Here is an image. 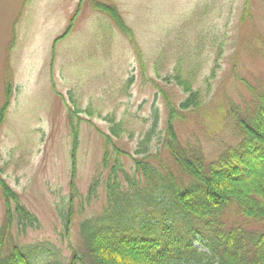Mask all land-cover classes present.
Listing matches in <instances>:
<instances>
[{
	"label": "rangeland",
	"instance_id": "374dc122",
	"mask_svg": "<svg viewBox=\"0 0 264 264\" xmlns=\"http://www.w3.org/2000/svg\"><path fill=\"white\" fill-rule=\"evenodd\" d=\"M177 68L203 95L198 109L175 120L178 135L215 159L236 141L231 102L243 106L251 88L264 86V0H0V108L9 84L11 91L0 126V176L40 221L21 242L68 253L80 220L105 204L103 185L97 198L87 193L110 118L125 129L113 140L133 173L131 154L155 111L163 136L166 100L177 107L186 96L167 79ZM4 211L0 188V225Z\"/></svg>",
	"mask_w": 264,
	"mask_h": 264
},
{
	"label": "trees",
	"instance_id": "16d2710c",
	"mask_svg": "<svg viewBox=\"0 0 264 264\" xmlns=\"http://www.w3.org/2000/svg\"><path fill=\"white\" fill-rule=\"evenodd\" d=\"M167 79H174L186 96L177 107L166 100L163 136L155 111L137 156L131 154L133 173L113 140L125 129L110 118L103 160L87 193L88 200L97 198L103 185L105 204L80 220L79 237L68 241V253L56 245L21 242L19 235L39 228L40 221L0 176L5 207L0 264H264V86L251 88L252 98L243 106L231 102L229 125L236 141L208 160L198 141H181L175 125L183 111L203 104L201 90L180 68ZM10 92L9 84L0 126ZM74 138L76 146V133ZM154 139L158 146L152 151ZM71 154L75 189V149ZM71 195L73 206L77 195ZM66 212L64 232L69 236L72 208Z\"/></svg>",
	"mask_w": 264,
	"mask_h": 264
}]
</instances>
